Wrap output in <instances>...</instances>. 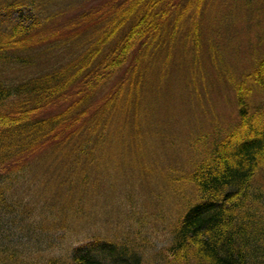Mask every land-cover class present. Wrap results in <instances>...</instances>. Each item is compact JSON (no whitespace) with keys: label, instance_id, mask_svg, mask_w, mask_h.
Here are the masks:
<instances>
[{"label":"trees","instance_id":"obj_1","mask_svg":"<svg viewBox=\"0 0 264 264\" xmlns=\"http://www.w3.org/2000/svg\"><path fill=\"white\" fill-rule=\"evenodd\" d=\"M206 5L207 0H0V264H146L149 248L130 246L127 239L115 244L118 236L102 237L98 229L64 253L44 256L53 249L41 242L48 239L31 241L29 230L10 218L12 228L29 239L25 249L39 254L30 263L25 259L31 255L16 252L19 243L6 221L33 194L27 209L34 218L46 221L52 204L61 201L62 222L79 227L78 221L87 220L77 213L82 191L73 184L88 182L83 170L98 165L96 155L104 156L99 149L110 138L118 144L116 108L133 113L134 120L145 83L158 84L165 75L174 79L170 74L183 69L178 61L193 65L203 58L211 46L200 34L210 37L204 28L214 20ZM216 56L218 51L209 57L214 69ZM246 61L251 67L224 77L235 93L237 119L210 144L211 152L179 175L191 192L169 224L166 264H264V102L251 105L247 98L250 80L255 93H264V47L254 46ZM178 77L184 95L202 91V75L192 83ZM142 134L135 131L139 146ZM24 171L34 185L25 183ZM183 184H175V191ZM149 197L140 201L150 203ZM52 223L55 228L57 221Z\"/></svg>","mask_w":264,"mask_h":264},{"label":"rangeland","instance_id":"obj_2","mask_svg":"<svg viewBox=\"0 0 264 264\" xmlns=\"http://www.w3.org/2000/svg\"><path fill=\"white\" fill-rule=\"evenodd\" d=\"M208 6L213 11L214 20L209 21L208 25L204 24L205 30L206 26L210 29V37L205 34L207 31L200 34V38L206 36V41L210 40L208 44L211 46L205 47L201 54L203 58L193 65H189L185 59L178 61L177 65L183 69H176L170 74L174 79L168 80L165 75L158 79V84L145 83L141 93L143 95L137 102H141L137 106L141 109L140 114L134 120L133 113L119 114L116 108L113 133H117L115 140L118 144L112 145L110 138L104 145L106 148L99 149L104 156L99 153L96 155L98 165L93 169L85 166L84 174L90 175V178L87 176L88 182L81 178L74 182L73 186L82 191L81 198L75 202L77 213L86 215L87 220L78 221L81 224L79 227L70 223V220L62 222L57 210L63 204L61 201L55 204L53 199L51 202L54 207L51 206V210L54 208V211L52 210L51 217L48 216L46 221L38 215L34 218V214L27 209V203L35 194L29 196L24 204L17 206V212L7 218L6 230L10 228L14 232L11 238L20 244L17 243L16 252L23 254V258L31 255L25 260L33 263L32 260L39 254L25 249L29 239L21 237L18 228L26 227L28 234L33 235L31 241L40 237L48 239L45 242L41 240L45 247L51 246L54 249L44 251V256L47 254L48 257L55 252L64 253V249L71 247L73 242L84 239L85 235L98 229L102 237L111 234L118 236L120 239L115 244L127 239L130 246L144 247L145 251L149 248L147 255H144L146 264H166L163 262V249L170 242L169 224L173 223L180 211V200L191 192L187 182L179 181V175L189 172L191 164L211 152L210 144L224 132L226 125L237 119L235 93L227 82L230 79L225 80L224 77H237L247 64L251 67L246 61L248 54H251L256 45L264 47V0H207L205 7ZM139 10L144 17V6L141 5ZM183 36L187 37V34L184 33ZM187 49L190 51L191 47L188 46ZM198 49L201 53V49ZM181 50L177 52L180 54ZM215 51L220 56H216V63L226 74L221 71L222 75L218 72L220 70H216V63L215 69L209 65V57ZM178 75L188 79L189 83H192L194 75L201 81L202 75V91H193L190 96L187 91L188 94L184 95L186 93L179 87L180 83L185 82H180ZM248 88V102L250 100L251 105L262 104L264 93H255L256 84L251 80ZM135 131L143 133L141 146L135 138ZM192 145L195 150H190ZM61 163L62 159L58 165ZM21 175L26 177V184L29 182L34 185L29 179L32 176L28 177L26 171ZM151 176H154L152 181ZM167 178H172L173 183L168 182ZM178 183H184V186L175 191V184ZM13 196L7 192L8 200L13 199ZM143 196H150L155 200L151 201L149 197L151 204L147 201L144 204L140 201ZM86 198L87 206L85 204L83 209L81 206ZM73 206L74 204L72 210ZM13 217L18 218L17 229H13L10 224V218ZM41 220L44 222L40 225ZM52 221H57L55 228ZM74 222L77 223V220ZM101 223L103 226H100ZM0 244H4V241ZM7 264L18 263L9 261Z\"/></svg>","mask_w":264,"mask_h":264}]
</instances>
